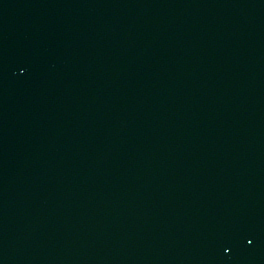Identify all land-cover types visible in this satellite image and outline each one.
Listing matches in <instances>:
<instances>
[{
	"label": "water",
	"instance_id": "obj_1",
	"mask_svg": "<svg viewBox=\"0 0 264 264\" xmlns=\"http://www.w3.org/2000/svg\"><path fill=\"white\" fill-rule=\"evenodd\" d=\"M0 264H264V0H0Z\"/></svg>",
	"mask_w": 264,
	"mask_h": 264
}]
</instances>
